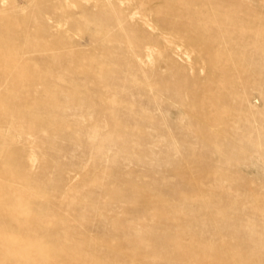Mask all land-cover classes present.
Here are the masks:
<instances>
[{
	"label": "rangeland",
	"instance_id": "1",
	"mask_svg": "<svg viewBox=\"0 0 264 264\" xmlns=\"http://www.w3.org/2000/svg\"><path fill=\"white\" fill-rule=\"evenodd\" d=\"M0 264H264V0H0Z\"/></svg>",
	"mask_w": 264,
	"mask_h": 264
}]
</instances>
